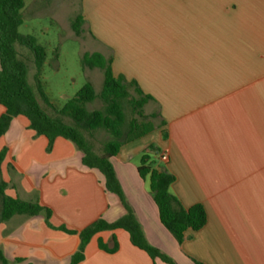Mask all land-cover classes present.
<instances>
[{
    "label": "crops",
    "instance_id": "crops-1",
    "mask_svg": "<svg viewBox=\"0 0 264 264\" xmlns=\"http://www.w3.org/2000/svg\"><path fill=\"white\" fill-rule=\"evenodd\" d=\"M78 3L92 36L113 50L114 74L153 98L144 110L156 114L158 135L126 143L112 157L147 240L176 264H264V0ZM5 111L0 104V116ZM151 141L160 147L150 149ZM48 143L24 115L13 117L0 137L6 194L52 211L50 224L44 213L0 223L7 264H70L81 239L62 227L80 232L127 212L74 143L57 137L51 150ZM164 150L167 161L160 158ZM149 151L155 167L175 176L170 190L182 204L206 209L205 226L189 229L181 243L161 223L148 178L138 172L140 153ZM114 237L116 251L101 248V241L112 247ZM78 264L169 263L116 228L93 235Z\"/></svg>",
    "mask_w": 264,
    "mask_h": 264
},
{
    "label": "trees",
    "instance_id": "trees-1",
    "mask_svg": "<svg viewBox=\"0 0 264 264\" xmlns=\"http://www.w3.org/2000/svg\"><path fill=\"white\" fill-rule=\"evenodd\" d=\"M25 5V0H0V104L6 107L5 113L0 116V137L8 131L13 117L24 115L30 120V127L37 134L48 138V150L52 149L57 137L70 140L82 152L84 165L98 169L103 174L107 191L117 194L127 210L124 216L114 222L99 218L80 232L62 227L61 229L70 234L79 233L81 239L78 250L71 257L70 264H78L85 259V247L93 235L99 231L116 228L127 230L132 243L145 250L153 259L161 258L169 264H176L170 256L147 240L141 223L126 199L112 162V157L119 153L124 144L157 128L153 120L156 114L147 115L144 110L145 104L153 99L152 96L144 93L137 83L128 81L122 75L116 76L112 67L113 57H107L99 51L85 52L81 58L83 66L103 70L104 81L101 92L97 93L92 83L86 82L76 95L58 111L60 115L49 114L42 107L34 88L29 83L28 65L16 49V44H20L34 53L38 90L42 98L50 103L39 79L46 62L47 50L37 42L34 36L19 32V27L23 23ZM83 23L82 13L73 17L71 26L76 34L83 32ZM96 99H101L105 108L89 110L87 104ZM126 102L130 104L134 114L129 120H127L125 111ZM62 116L69 117L73 123L66 122ZM98 129H104L111 135V138L104 144L102 153L93 150L86 135V132L92 134ZM149 148L156 149L153 145ZM6 152V148L0 152V172ZM138 172L142 178L149 179L150 191L159 209L161 223L178 242L181 243L185 239L189 229L196 231L205 226L207 212L204 205L196 203L185 207L170 190L175 176L155 167L150 152H144L141 156ZM6 187L7 183L0 177L2 205L0 223L16 214L44 213L47 223L50 224L51 209L44 207L38 201H24L11 197L6 194ZM113 240L112 247L101 241V248L109 252L116 251L118 241L116 237ZM0 259L3 264L8 263L1 250Z\"/></svg>",
    "mask_w": 264,
    "mask_h": 264
},
{
    "label": "rangeland",
    "instance_id": "rangeland-1",
    "mask_svg": "<svg viewBox=\"0 0 264 264\" xmlns=\"http://www.w3.org/2000/svg\"><path fill=\"white\" fill-rule=\"evenodd\" d=\"M78 1L80 0H25L23 23L19 27L21 34L34 36L37 42L47 50L46 62L39 79L50 103L42 98L38 90L34 53L26 46L16 44L19 55L28 65L29 83L34 88L42 107L53 116L60 115L58 111L76 95L86 82H91L97 93L101 92L104 81L103 70L84 67L81 58L85 52L99 51L107 57H113V50L105 44V40L92 36V31L95 30L89 28V23H83V32L79 35L72 29L73 17L81 12ZM87 107L89 110L104 109L105 104L101 99H96L88 103ZM125 111L127 120L131 119L134 114L127 102ZM62 117L66 122L73 123L69 117ZM156 129L148 134L146 141L158 135ZM86 135L93 150L97 153L103 152L104 144L111 138L110 133L104 129H98L92 134L86 132ZM150 145L156 149L160 147L156 141H151ZM149 152L154 159V152ZM143 153H140L138 160L141 159Z\"/></svg>",
    "mask_w": 264,
    "mask_h": 264
},
{
    "label": "built area",
    "instance_id": "built-area-1",
    "mask_svg": "<svg viewBox=\"0 0 264 264\" xmlns=\"http://www.w3.org/2000/svg\"><path fill=\"white\" fill-rule=\"evenodd\" d=\"M160 154V158L161 160L163 161H167L169 159V153H168V150H164L162 151Z\"/></svg>",
    "mask_w": 264,
    "mask_h": 264
}]
</instances>
